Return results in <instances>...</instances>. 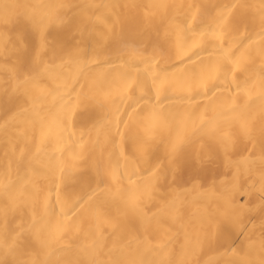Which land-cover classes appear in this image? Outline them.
I'll list each match as a JSON object with an SVG mask.
<instances>
[{"label":"bare ground","instance_id":"bare-ground-1","mask_svg":"<svg viewBox=\"0 0 264 264\" xmlns=\"http://www.w3.org/2000/svg\"><path fill=\"white\" fill-rule=\"evenodd\" d=\"M0 264H264V0H0Z\"/></svg>","mask_w":264,"mask_h":264},{"label":"snow or ice","instance_id":"snow-or-ice-1","mask_svg":"<svg viewBox=\"0 0 264 264\" xmlns=\"http://www.w3.org/2000/svg\"><path fill=\"white\" fill-rule=\"evenodd\" d=\"M193 31H195V29H193ZM223 70H225V71H231L232 69H230L228 67H225ZM238 71L240 72L241 75H243L244 72L246 71V69H239Z\"/></svg>","mask_w":264,"mask_h":264}]
</instances>
